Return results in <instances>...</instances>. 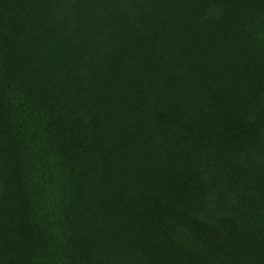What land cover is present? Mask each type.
Returning <instances> with one entry per match:
<instances>
[{"label":"trees","instance_id":"16d2710c","mask_svg":"<svg viewBox=\"0 0 264 264\" xmlns=\"http://www.w3.org/2000/svg\"><path fill=\"white\" fill-rule=\"evenodd\" d=\"M23 16L62 48L32 44ZM118 52L156 84L123 94L148 140L120 193L98 174L103 119L84 103L120 86ZM37 54L55 67L44 92ZM1 149L0 253L14 264H98L120 195L139 199L135 225L163 264L264 261V0H0Z\"/></svg>","mask_w":264,"mask_h":264},{"label":"rangeland","instance_id":"374dc122","mask_svg":"<svg viewBox=\"0 0 264 264\" xmlns=\"http://www.w3.org/2000/svg\"><path fill=\"white\" fill-rule=\"evenodd\" d=\"M142 14L144 15V22L150 28L151 23L147 13L143 12ZM24 25L26 33L30 35L31 43L35 44V46L41 44V47L44 48L43 44L45 43V45L50 46L49 52L53 51L55 47L62 48L63 43L51 28L43 29L44 27L38 26L30 17L25 16L21 19V27ZM132 40L144 47L149 46L151 48L154 44V42L149 41V39L142 35L133 37ZM133 48L138 51L140 50L136 46ZM123 54L124 52H118L115 56L117 69L123 74L125 73L122 76L123 81L120 83V86H117L118 82L113 83L114 88L111 90L102 89L101 93L98 91H88L84 97L86 107L94 111L98 118L103 119V122L96 124V128L92 133L95 145L93 150L102 160L98 168V174L108 186L112 185V191L116 190V193L121 192L118 187L119 184L117 185L118 182H123L131 176L134 177L140 160V148L148 140L146 127L139 123L137 115L128 108L129 102L126 100L128 99V94L125 96V101H123V94L127 90L128 93L137 90L140 85L144 89L152 88L156 85L152 80L141 78V75L137 71L128 66L122 59ZM37 57L39 60H35L30 69L35 76H38V84L41 85L44 92L43 84L48 74L54 72L55 67L49 55H46L43 59L42 54H37ZM41 59L42 61H40ZM39 75H42V79H40ZM42 97L44 98L45 95L42 94ZM115 99H121L125 108V118L123 121H121L120 114L117 111L113 112ZM116 122L121 126L114 127L113 124ZM5 138L8 141L10 134L6 133ZM2 154L3 150L1 149V157ZM80 192H82V189L79 184L70 186V194L73 195L72 199L79 196ZM120 197L122 201L116 200V204H111L110 208L111 216L118 218L120 221L117 225L118 235L113 237L107 236L106 241L103 240V245L101 246L104 257L100 258L98 264H163V256L158 254L152 243L145 236L148 228L137 227L135 225V218L141 212L139 199L136 196L130 199L121 195ZM102 226L100 220L94 221L91 229L94 233L102 232ZM247 253L248 255H260L255 247L250 248ZM261 255L264 258V251H261ZM261 260L259 258L256 263L251 261L246 262V264H264V261ZM0 264L14 263L9 259L2 258V254L0 253Z\"/></svg>","mask_w":264,"mask_h":264}]
</instances>
